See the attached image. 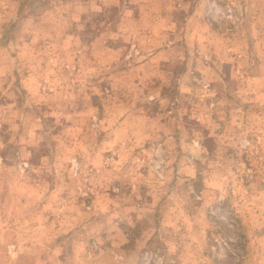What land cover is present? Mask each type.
<instances>
[{"label": "rangeland", "instance_id": "rangeland-1", "mask_svg": "<svg viewBox=\"0 0 264 264\" xmlns=\"http://www.w3.org/2000/svg\"><path fill=\"white\" fill-rule=\"evenodd\" d=\"M0 264H264V0H0Z\"/></svg>", "mask_w": 264, "mask_h": 264}, {"label": "crops", "instance_id": "crops-1", "mask_svg": "<svg viewBox=\"0 0 264 264\" xmlns=\"http://www.w3.org/2000/svg\"><path fill=\"white\" fill-rule=\"evenodd\" d=\"M145 88L146 89H144V105L150 104L151 102L161 103L164 101L163 95L158 91L161 88V85L159 83L153 84V86L146 85ZM164 114L165 112L164 110H161V108L153 110V112L144 110L145 152H148L149 147H153L157 150H159L160 148H165V146L168 147L169 144H172L171 142L176 138V133L173 132V130H171L169 127L170 125H172L173 128V124L175 123H173L174 121L172 120V117L168 116L166 118ZM170 121L171 123H169ZM123 123L124 121L120 122L114 130H119L120 128H123ZM162 159L161 162H164L167 166L170 160H168L166 156H164ZM145 160H147V158L144 155V161Z\"/></svg>", "mask_w": 264, "mask_h": 264}]
</instances>
